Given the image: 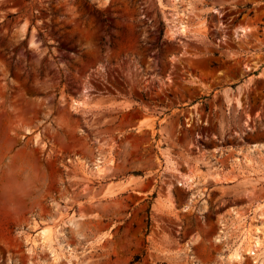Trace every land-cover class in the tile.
<instances>
[{
  "label": "rangeland",
  "instance_id": "obj_1",
  "mask_svg": "<svg viewBox=\"0 0 264 264\" xmlns=\"http://www.w3.org/2000/svg\"><path fill=\"white\" fill-rule=\"evenodd\" d=\"M263 209L264 0H0V264H264Z\"/></svg>",
  "mask_w": 264,
  "mask_h": 264
},
{
  "label": "bare ground",
  "instance_id": "obj_2",
  "mask_svg": "<svg viewBox=\"0 0 264 264\" xmlns=\"http://www.w3.org/2000/svg\"><path fill=\"white\" fill-rule=\"evenodd\" d=\"M264 212V209H263ZM260 215H264L263 213H260ZM258 228L255 229V233L254 235H252L251 237V242H252V247L249 248V251L253 252L254 254H256V251L259 250V246H260V242H259V237H258ZM38 235L45 237L46 236V232L44 230H42ZM236 251V250H235ZM233 252V254H231L232 256L236 257L239 254L237 252ZM260 263H262L260 261Z\"/></svg>",
  "mask_w": 264,
  "mask_h": 264
}]
</instances>
